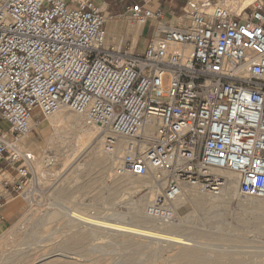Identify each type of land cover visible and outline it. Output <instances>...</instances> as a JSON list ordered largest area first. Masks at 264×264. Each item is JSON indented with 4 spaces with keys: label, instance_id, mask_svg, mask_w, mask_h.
<instances>
[{
    "label": "built area",
    "instance_id": "2783aa9c",
    "mask_svg": "<svg viewBox=\"0 0 264 264\" xmlns=\"http://www.w3.org/2000/svg\"><path fill=\"white\" fill-rule=\"evenodd\" d=\"M231 1L185 0L166 19L130 0L129 18L153 24L138 52L106 47L94 0H0V222L34 178L20 143L62 109L100 128L115 175L165 184L154 221H175L186 189L222 197L236 181L240 198L264 200V0Z\"/></svg>",
    "mask_w": 264,
    "mask_h": 264
},
{
    "label": "rangeland",
    "instance_id": "374dc122",
    "mask_svg": "<svg viewBox=\"0 0 264 264\" xmlns=\"http://www.w3.org/2000/svg\"><path fill=\"white\" fill-rule=\"evenodd\" d=\"M111 21H122L124 29L131 26H143L132 21L129 16L117 17ZM124 35L125 32L122 31L111 38L117 43L114 46L113 42L110 43L106 28V45L121 50L125 42ZM129 38L125 45L131 43L128 41ZM137 48L138 52L145 49L143 40ZM168 85L169 80L165 78L164 86ZM49 120L50 118L38 119L32 133L24 138V140L30 138L37 146L36 148L42 152L41 166L45 171L44 180L40 187L37 186L38 188L31 181L26 197L21 196L24 200L28 198L23 203V211L11 221V225L0 229V264H120L125 257L138 258L142 264H151L154 260L151 255L157 256V264H163L162 259H171L175 252V247L171 244L130 237H125L127 240L124 239V242L122 237L113 232L99 230L91 231L93 236L91 235L83 245L78 244L76 248L72 247L65 252L58 251L57 247L73 234L90 231L81 224L68 226L69 218L61 213V206L76 208L83 213L105 220L130 222L128 218L134 205L142 195L151 190L149 188L145 192H138L143 190L141 183L144 180L151 182L153 177L149 176L147 177L149 179L142 181L129 175H115L112 156L105 155L101 151L103 140L101 132H96L98 137L95 141L98 143L96 148H81L74 144L71 128L66 134H61L55 131ZM82 122H87L84 117ZM90 126L97 128V125ZM4 128L0 124V131ZM28 151L35 155V165H37L39 154L34 150ZM97 159L104 162L96 165ZM35 173L36 166L34 176ZM1 178L0 175V180ZM132 180H135L134 185ZM164 188L165 185L162 186V189ZM186 196L194 199L203 198L208 207L203 211L191 201L187 200L181 204L177 202L175 224L184 229L186 226L184 223L189 222L191 227H189L190 232L186 230L181 232L183 238L191 239L195 241V244L204 245L206 253L210 256H214L219 250L227 249L228 252L235 253L236 257L251 260L253 264H264V223L257 225L258 227L253 223L257 215L262 216L260 208L264 206V202L259 201L260 199L240 198L235 190L227 192L223 199L202 195L194 189H188ZM146 205L143 209L144 216L147 215L149 203ZM49 213L59 215V219L48 220L44 226H41L43 221L38 222V220ZM207 213H210V216ZM213 213H220L221 218H212ZM147 221H150L152 225L160 224L154 220ZM133 223L139 224L134 221ZM39 232L45 233L44 240L40 237L35 238ZM49 233H53L52 237L48 236ZM40 260H42L41 263H39Z\"/></svg>",
    "mask_w": 264,
    "mask_h": 264
},
{
    "label": "bare ground",
    "instance_id": "6f19581e",
    "mask_svg": "<svg viewBox=\"0 0 264 264\" xmlns=\"http://www.w3.org/2000/svg\"><path fill=\"white\" fill-rule=\"evenodd\" d=\"M249 2H250V0L247 3H249ZM231 5L235 6L236 0H232ZM122 24H123L122 21H114V23L112 24V25H114V27H112V30L113 31L118 30ZM130 28L136 29L137 34L142 31L141 25L135 26V27L131 26ZM130 31H129V33H130ZM108 38H111V33H108ZM106 47H111V46L106 45ZM122 50L123 49H121L120 51H122ZM49 118H50L49 121L52 124V126L54 127L55 131H58L61 134H64V133L66 134L68 132L69 128H71L72 129V134H71L72 140L74 141V144L78 145V147L79 146L81 148L82 147L83 148L93 147V149H94L98 146V143H95V141L98 138L96 132L100 133V128L98 126H96L97 128H92L90 126L91 124H88L87 122H82V118H83L82 115H79L76 113L72 114V112L70 110L62 109L59 112H57L55 115H53ZM36 147L37 146L30 140V138H28L26 140H22V142L20 143V148L23 149L24 151L34 150L40 156L38 164L35 165L36 166V173H35V176L32 180L35 183L36 187L37 186L40 187L43 180H44L45 171H44V168L41 166V164L43 163L42 152ZM77 149H79V148H77ZM82 156H83V154H82ZM103 162L104 161L100 160V159H97L95 161L96 165L102 164ZM112 162L114 164V158H113ZM130 177H134V176H130ZM136 178H139L142 181H143V179H149L147 177H136ZM231 179H233V178H231ZM141 180H139V181H141ZM134 181L135 180H132L133 185L135 184ZM141 184H142L141 187H143V190L138 189L139 190L138 192H140V193L145 192L149 188L151 190L149 192H147L146 194L142 193L144 195H142V197L139 198V200L136 202L135 205L132 203L134 205V207L130 213V217L128 218L130 220V222H126V220H124L123 222L105 220V219H102V218L97 217V216L94 217L91 214L83 213L76 208H66V206H64V205L61 206L60 207L61 213H64L65 217L69 218L68 226H71L73 224L74 225L75 224H81V225H85L87 228H89L90 231L89 232H77V233L73 234L70 238L63 241L57 247L58 251L65 252V251L71 249L72 247L76 248L78 244L83 245V243L88 238L91 237V235H92L91 231L99 230V231L113 232V233L119 235L120 237H122L121 239L123 241H124L125 237H130V238H133V239L135 238L138 240L139 239H146V240H150V241H157L159 243L160 242H166L168 244L173 245L175 247V252H174L173 256L171 257V259H165V260L162 259V262L164 261L163 264H166V263L167 264H253V262L251 260H245V259H241L239 257H236L235 253L228 252L227 249H226V251H220V250L217 251L214 256L208 255L206 253L204 245L198 244V243L195 244V241L182 237V234H181L182 231L186 230V232H188V231L190 232L189 222L184 223V225H186L184 227V229H181V226H178L177 224H175V221L170 222V223H160L159 225H152L151 222L150 221L148 222L147 220L148 219L153 220V219L149 218L146 214L144 216L143 209L145 208V206H147L146 204H148V203L150 204V202L152 200H154V198L157 196V194L163 190L162 186H164L165 184L159 183L156 180V178H152L151 182L144 180V182H142ZM136 187L140 188V186H138V185H136ZM33 189L31 190L32 192H33ZM187 190L184 191L183 195L178 200V204L185 203L188 200V201H191V203H193L197 208H199L203 211L206 210L205 208L208 207V204L206 205L204 203L203 198H197V199L188 198V196H186ZM230 190H235V191L237 190V182L236 181H232V183L230 184V186L227 189V192H229ZM212 198L223 199V196L222 197H212ZM25 200H28V198ZM259 201L264 202L263 199H261ZM260 211L262 212V214H261L262 216L259 217L256 214L257 216H256L255 220H253V223L256 224V226L264 223V206L262 208H260ZM207 215L210 216V213H207ZM211 216H212V218H215V219L221 218L220 213H213V214H211ZM35 217H37V216H35ZM58 217H59V215L55 216L54 213H49L46 217H43L42 219H40V220L37 219V220H38V222L43 221V224L41 226H44V224L48 220H53L55 218L57 219ZM124 219H126V218H124ZM133 221L135 223L137 222L139 224H134ZM10 232L13 233V231H10ZM37 234L38 235H35V238L40 237V238H42V240L45 239L44 238L45 233L39 232ZM12 235L13 234H11V236ZM52 235H53V233H49L48 236L52 237ZM125 240H127V239H125ZM81 245H80V247H81ZM134 246H136V244ZM231 249H232V247H231ZM215 251H216V249H215ZM239 251H240V249H239ZM89 255H91V254H89ZM156 257H157L156 255L155 256L151 255V258L154 259L151 261V264H155L157 262ZM151 258H150V260H151ZM41 262H42V260L39 261V263H41ZM120 264H142V262L140 260H138V258L136 259L134 257H128V258L125 257V259H123L120 262Z\"/></svg>",
    "mask_w": 264,
    "mask_h": 264
},
{
    "label": "crops",
    "instance_id": "0c3cea01",
    "mask_svg": "<svg viewBox=\"0 0 264 264\" xmlns=\"http://www.w3.org/2000/svg\"><path fill=\"white\" fill-rule=\"evenodd\" d=\"M94 2L108 16L109 21L107 20L106 28L108 30V33H111V38L116 33H120L122 31L125 32L124 35L125 42L123 43L122 49H124L128 37H130L128 41H131L132 43H136L137 45L143 40L144 48H145V46L150 40L153 31L152 22H149L147 25L142 26L143 27L142 31L138 34L136 32V29H131L130 27L124 29V24H122L118 30L116 31L112 30V27H114V25H112L114 21L111 20L117 17L129 16L128 8L131 5L130 0H112V1L94 0ZM184 5H185V0H153L152 2V6L154 9L165 10L166 19H170L173 16L181 15L183 13ZM112 42L114 46L117 44L115 40L110 41V43ZM4 166H5V162L1 161L0 167H4ZM25 202L26 201L21 196H16L14 194L6 198L5 207L3 209V220L0 222V229L8 225H11V221L23 211L24 208L23 203Z\"/></svg>",
    "mask_w": 264,
    "mask_h": 264
}]
</instances>
